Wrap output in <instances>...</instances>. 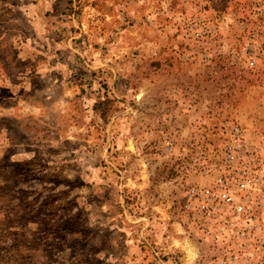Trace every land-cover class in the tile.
Segmentation results:
<instances>
[{
    "label": "rangeland",
    "instance_id": "rangeland-1",
    "mask_svg": "<svg viewBox=\"0 0 264 264\" xmlns=\"http://www.w3.org/2000/svg\"><path fill=\"white\" fill-rule=\"evenodd\" d=\"M220 260L264 264V0H0V264Z\"/></svg>",
    "mask_w": 264,
    "mask_h": 264
},
{
    "label": "built area",
    "instance_id": "built-area-1",
    "mask_svg": "<svg viewBox=\"0 0 264 264\" xmlns=\"http://www.w3.org/2000/svg\"><path fill=\"white\" fill-rule=\"evenodd\" d=\"M231 135L235 145L229 147L226 153L227 169H232L237 160V154L241 151L239 142L242 140L240 130L237 126H231ZM237 151V152H236ZM250 157V156H249ZM251 160L239 161L240 180L236 185L238 190L243 193H248L258 179H255L250 171ZM231 188L226 177L218 176L214 184L205 188H191L187 192V208H193L195 212L201 215L204 220V228L207 230L209 226L225 221L227 214H222L226 209H232L235 215H243L246 208L240 203H235V197L232 195ZM194 205V206H193ZM234 256L232 260H236ZM219 264H227L225 260H220Z\"/></svg>",
    "mask_w": 264,
    "mask_h": 264
},
{
    "label": "trees",
    "instance_id": "trees-1",
    "mask_svg": "<svg viewBox=\"0 0 264 264\" xmlns=\"http://www.w3.org/2000/svg\"><path fill=\"white\" fill-rule=\"evenodd\" d=\"M105 103H107V101L106 102H101V106H102V104H103V106H106V104ZM98 106V105H97ZM99 107V106H98Z\"/></svg>",
    "mask_w": 264,
    "mask_h": 264
}]
</instances>
